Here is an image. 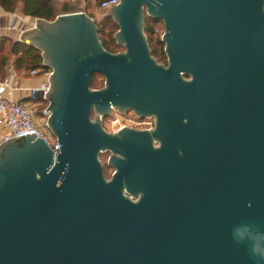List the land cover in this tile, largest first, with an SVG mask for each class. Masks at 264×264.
I'll list each match as a JSON object with an SVG mask.
<instances>
[{
    "label": "water",
    "instance_id": "water-1",
    "mask_svg": "<svg viewBox=\"0 0 264 264\" xmlns=\"http://www.w3.org/2000/svg\"><path fill=\"white\" fill-rule=\"evenodd\" d=\"M119 1L107 15L124 52L84 11L21 38L51 69L59 150L37 134L0 144V264H27L37 236L46 264H264V0ZM112 108L156 128L109 133Z\"/></svg>",
    "mask_w": 264,
    "mask_h": 264
},
{
    "label": "trees",
    "instance_id": "trees-1",
    "mask_svg": "<svg viewBox=\"0 0 264 264\" xmlns=\"http://www.w3.org/2000/svg\"><path fill=\"white\" fill-rule=\"evenodd\" d=\"M86 14L93 18L88 12L96 7H100L102 0H85ZM0 6L8 13L20 12L22 15L33 18L42 19L45 21L53 22L59 15L55 0H0ZM99 28V38L104 48L114 54L124 52V47L118 45L114 39L115 34L119 28L114 22L113 18L104 15L100 22H97ZM164 28L162 21L154 20L149 17L145 22V35L147 37L152 56L160 64L167 66V56L165 54V45L161 39L155 40L158 26ZM9 64H12L18 76L27 79L33 78L32 71H38L35 77H42L51 72V69L44 65L42 53L35 47H32L23 41L13 40L7 36L0 37V80L6 77V69ZM94 75L91 81V88L94 90L102 89ZM102 76V75H101ZM26 100H31L26 99ZM47 105L46 103H43Z\"/></svg>",
    "mask_w": 264,
    "mask_h": 264
},
{
    "label": "built area",
    "instance_id": "built-area-1",
    "mask_svg": "<svg viewBox=\"0 0 264 264\" xmlns=\"http://www.w3.org/2000/svg\"><path fill=\"white\" fill-rule=\"evenodd\" d=\"M120 3L119 0H102L99 9L107 13L111 8L117 6ZM38 71H32L31 76L38 75ZM45 80L37 88H27L20 85L21 78L18 76L12 64H9L6 69V77L4 80H0V128L8 130V133L4 136L2 142H6L9 139L16 137L37 134L38 137L43 138L54 151L59 150L57 139L51 133L48 128V118L50 113L47 111V107L42 111L43 119L47 118L45 127L48 131H45L38 124L37 111L35 104H43L47 101V94L50 90V76L51 72L44 75ZM24 92H29L27 98L23 97ZM20 95V98L14 99V96ZM31 100H26V99ZM103 121H108L117 126V131L125 128L143 129L149 125V118H140L133 111L125 114L119 113L115 108H112V116L105 118ZM1 144V143H0Z\"/></svg>",
    "mask_w": 264,
    "mask_h": 264
},
{
    "label": "crops",
    "instance_id": "crops-1",
    "mask_svg": "<svg viewBox=\"0 0 264 264\" xmlns=\"http://www.w3.org/2000/svg\"><path fill=\"white\" fill-rule=\"evenodd\" d=\"M59 14L66 12H86L85 0H55ZM37 19L29 18L20 12L8 13L0 6V37L7 36L13 40L21 41V38L28 32L34 30ZM45 76L33 77L31 79H21L20 85L27 88H37L45 80ZM29 92H24L23 97L27 98ZM20 98V95L14 96V99ZM8 130L0 128V143Z\"/></svg>",
    "mask_w": 264,
    "mask_h": 264
},
{
    "label": "rangeland",
    "instance_id": "rangeland-1",
    "mask_svg": "<svg viewBox=\"0 0 264 264\" xmlns=\"http://www.w3.org/2000/svg\"><path fill=\"white\" fill-rule=\"evenodd\" d=\"M90 15L93 16V19H95L96 22H100L104 15L106 13L102 12L98 7L94 6L93 9H91L89 12H88ZM158 28V32L156 33V36H155V40L157 39H162V35L164 34L165 32V28H161V25L157 27ZM123 52V51H122ZM24 73L22 74L21 76V79H27L24 77ZM96 80L99 84V87H103L105 86V78L101 75H97L96 76ZM40 101V100H38ZM37 101V103L35 104V108H36V111H37V117H38V124L45 129V131H48L47 128L45 127V122H47V118L46 119H43L41 118L42 117V111L47 107V105H44V104H39ZM46 104H48V102H44ZM95 118V114L92 115V119ZM103 124H104V128L109 132V133H115L116 130H117V126L116 125H113L112 123L108 122V121H103ZM100 160L102 162V164L104 165V168H105V176L106 178H110L114 172V169L113 168H110L107 164H108V160H109V154L108 153H102L100 155Z\"/></svg>",
    "mask_w": 264,
    "mask_h": 264
},
{
    "label": "flooded vegetation",
    "instance_id": "flooded-vegetation-1",
    "mask_svg": "<svg viewBox=\"0 0 264 264\" xmlns=\"http://www.w3.org/2000/svg\"><path fill=\"white\" fill-rule=\"evenodd\" d=\"M149 118V125L147 128L143 129H136L132 128L137 131H149L154 130L156 128V117H148ZM130 128V127H126ZM155 146H159V144L154 143ZM109 157L111 156V153H109ZM108 165V164H107ZM104 166V165H103ZM111 168V167H110ZM115 172V170H114ZM113 172V174H114ZM112 174V176H113ZM104 175H105V168H104ZM112 176L110 178H106L107 180H111ZM106 177V176H105ZM24 253L26 257L29 259L27 264H46V238L43 237H35L33 239H30L25 244V250Z\"/></svg>",
    "mask_w": 264,
    "mask_h": 264
}]
</instances>
